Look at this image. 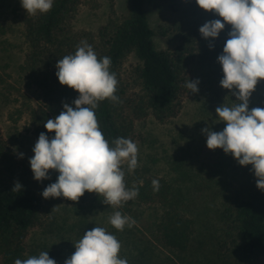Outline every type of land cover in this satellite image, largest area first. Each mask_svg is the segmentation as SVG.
Wrapping results in <instances>:
<instances>
[{
	"label": "rangeland",
	"instance_id": "rangeland-1",
	"mask_svg": "<svg viewBox=\"0 0 264 264\" xmlns=\"http://www.w3.org/2000/svg\"><path fill=\"white\" fill-rule=\"evenodd\" d=\"M20 5V0H0V133L15 163L35 182L46 212L43 226L28 233L25 259L48 251L56 264H64L75 251V243L94 227H104L116 236L121 244V257L125 243L119 231L110 225L109 217L115 211H123V215L136 221L132 226L134 232L147 235L155 217L154 205L127 201L114 208L103 203V196L94 192L86 203L68 204L63 197L45 199L41 195L48 184L55 182L58 173L49 170L50 179L40 182L33 179L29 158L38 136L29 112L40 104V99L38 90L27 84L20 69L28 50L24 25L18 15ZM144 8L155 32L153 40L157 49H173L184 30L195 33V55L189 65V77L198 79L199 84L196 93L187 88L174 117L160 121L151 111L138 117L133 107L138 105L142 94L141 85L135 80V68L140 61L133 54L125 59L121 78L128 101L123 112L133 119L132 141L138 146V166L129 172L127 165H122L124 180L129 181L126 185H132L145 176L165 178L184 213L196 221L195 240L208 242L220 230L218 215L226 187H233L241 195L257 189L252 166L239 165L222 149H208L206 135L201 131L206 127L223 130L225 124L218 122L215 109L221 104L238 103L229 90L220 86L223 73L217 63L231 26L226 24L215 39L203 38L199 28L207 21L222 18L200 9L195 0H144ZM127 12V0H94L92 5L78 7L70 26L75 31L97 33L114 14L122 16ZM252 108H264V87L256 85L249 98V110ZM20 153L23 158L19 157ZM0 264H3L1 257Z\"/></svg>",
	"mask_w": 264,
	"mask_h": 264
},
{
	"label": "trees",
	"instance_id": "trees-1",
	"mask_svg": "<svg viewBox=\"0 0 264 264\" xmlns=\"http://www.w3.org/2000/svg\"><path fill=\"white\" fill-rule=\"evenodd\" d=\"M127 3V14H114L97 33L75 31L70 26L78 7L92 5L94 0H54L49 12L35 16L25 13L20 5L18 15L28 46L20 69L27 84L39 92L40 104L29 112L37 136L46 132L44 123L58 116L64 104L75 107L73 101L79 93L58 82L55 65L58 59L74 54L81 41L91 45L98 58L109 56L110 70L117 76L120 102L105 99L95 109L99 128L110 145L118 137H133V119L123 112L128 100L121 78L122 65L130 54L140 61L135 68V80L142 89L138 105L133 107L136 116L151 111L163 121L177 114L188 92L195 33L184 30L173 49H157L144 0ZM160 33L166 35L167 31ZM257 85L264 87V80ZM47 135L52 137L54 132ZM4 144L0 133V257L3 264H14L16 259L26 258L28 233L43 226L46 212L35 182L15 163L12 151ZM153 179L159 180V191H153ZM16 182L22 185L21 191L12 190ZM126 187L139 191L131 202L155 206L149 234L139 236L127 226L117 232L125 243L121 258L128 264H264V191L257 188L241 195L227 186L218 215L220 230L206 242L195 240L196 221L184 213L165 178L145 176ZM92 195L85 192L76 202L64 199L68 204H83Z\"/></svg>",
	"mask_w": 264,
	"mask_h": 264
},
{
	"label": "clouds",
	"instance_id": "clouds-1",
	"mask_svg": "<svg viewBox=\"0 0 264 264\" xmlns=\"http://www.w3.org/2000/svg\"><path fill=\"white\" fill-rule=\"evenodd\" d=\"M54 0H20L29 15L46 14ZM198 7L213 12L222 19L205 22L199 33L205 39H215L230 25L217 63L223 73L219 84L229 90L237 102L221 104L215 109L218 122H224L221 131L203 128L206 147L222 149L241 166L251 165L256 187L264 191V108L249 110V98L260 80H264V0H195ZM211 48L212 45L209 44ZM111 58L97 57L86 41H81L74 54L58 59L55 75L61 85L79 93L73 101L75 107L63 105V111L44 123L29 158L33 179L37 182L50 179L49 170L58 175L55 182L42 191L43 198L63 197L76 202L85 192L103 196V203L114 208L139 195L137 188H127L125 171L138 166V146L129 138L118 137L111 145L99 128L95 109L105 99L119 103L116 95L117 76L110 70ZM199 80H189L186 87L198 92ZM54 132L49 137L47 133ZM23 158V153L19 154ZM154 192L159 191L158 179L151 181ZM21 191L16 182L13 189ZM109 223L118 231L131 228L136 221L115 211ZM75 251L64 264H128L121 258V244L114 234L104 227L86 231L74 245ZM14 264H56L48 251L27 259H16Z\"/></svg>",
	"mask_w": 264,
	"mask_h": 264
}]
</instances>
